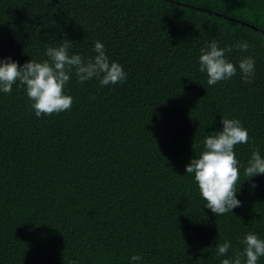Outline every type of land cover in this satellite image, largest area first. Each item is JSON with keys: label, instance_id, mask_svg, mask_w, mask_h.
Here are the masks:
<instances>
[{"label": "trees", "instance_id": "1", "mask_svg": "<svg viewBox=\"0 0 264 264\" xmlns=\"http://www.w3.org/2000/svg\"><path fill=\"white\" fill-rule=\"evenodd\" d=\"M64 39L85 60L101 42L127 78L73 74L70 110L50 116L19 82L0 92V264H222L249 232L264 240V174L243 175L253 151L264 158V0H0V59L43 62ZM213 39L249 48L226 53L237 74L209 86L199 57ZM222 118L249 140L234 146L241 206L215 216L186 165Z\"/></svg>", "mask_w": 264, "mask_h": 264}, {"label": "clouds", "instance_id": "2", "mask_svg": "<svg viewBox=\"0 0 264 264\" xmlns=\"http://www.w3.org/2000/svg\"><path fill=\"white\" fill-rule=\"evenodd\" d=\"M72 44V41L64 39L59 47L47 48V59L43 62L31 59L20 65L11 57L0 59V92L11 94L12 86L19 82L31 101V109L40 117L70 110L73 98L64 94V88L73 74L81 84L93 78L98 80L101 86L125 82L127 77L122 66L109 61L101 42H95L96 55L87 60L79 54H69ZM248 48L246 41L219 48L214 39L202 48L199 71L206 73L207 84L213 86L235 76L237 66L227 59L226 53H231L233 49L244 52ZM238 69L243 81L251 83L255 75V60L251 56L241 58ZM221 122L222 131L209 134L203 141L202 153L198 157L194 156L186 165V173L193 175L200 195L206 202L204 207L211 210L215 216L233 213V209L241 206V201L236 195L239 191L236 184L240 179V170L234 146L246 144L249 140L248 132L239 120L222 118ZM262 174L264 158L259 150H256L247 161L243 175L245 180L251 182L253 177ZM255 187L256 184L251 183V188ZM241 243L244 246L243 251L237 253L234 259H223L222 264H257L258 258L264 256V240L259 239L256 234L249 232ZM229 247L230 242L216 243L217 255L224 256ZM141 259L139 255L131 257L132 261Z\"/></svg>", "mask_w": 264, "mask_h": 264}, {"label": "water", "instance_id": "3", "mask_svg": "<svg viewBox=\"0 0 264 264\" xmlns=\"http://www.w3.org/2000/svg\"><path fill=\"white\" fill-rule=\"evenodd\" d=\"M253 28H255V27H253Z\"/></svg>", "mask_w": 264, "mask_h": 264}]
</instances>
